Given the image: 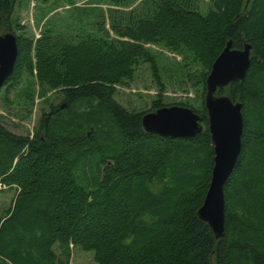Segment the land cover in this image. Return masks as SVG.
Returning <instances> with one entry per match:
<instances>
[{
	"label": "trees",
	"instance_id": "trees-1",
	"mask_svg": "<svg viewBox=\"0 0 264 264\" xmlns=\"http://www.w3.org/2000/svg\"><path fill=\"white\" fill-rule=\"evenodd\" d=\"M19 1L0 0V34H13L17 45L1 89L8 98L26 76L25 114L33 103L29 78L61 101L42 110L30 137L0 124V184L16 190L0 218V264H71L74 251L91 253L95 264H264V0H209L204 14L198 0H97L107 12L71 7L66 13L84 15L65 22L66 32L50 15L56 0H34L49 15L37 39L13 23ZM229 40L235 50L250 45L251 60L242 81L216 92L242 104L243 121L216 239L197 217L214 157L203 97ZM148 44L201 65L200 104L176 105L201 119L192 139L142 127L146 113L173 106L163 103L159 56ZM141 63L158 94L148 111L132 112L115 100L114 86Z\"/></svg>",
	"mask_w": 264,
	"mask_h": 264
},
{
	"label": "rangeland",
	"instance_id": "rangeland-1",
	"mask_svg": "<svg viewBox=\"0 0 264 264\" xmlns=\"http://www.w3.org/2000/svg\"><path fill=\"white\" fill-rule=\"evenodd\" d=\"M58 8L50 15L54 16V24L59 25L58 30L66 32L65 22H71L69 19L74 17L81 18L77 13H66L71 7L89 8L92 6L98 13L100 10L107 12L109 6L104 2L97 0H56ZM91 3V4H89ZM196 8L204 14L212 6L209 0L194 1ZM70 6V7H69ZM48 7L36 3L34 0H20L13 14V23L20 24L26 36L37 39L40 37L42 25L49 17L46 16ZM66 13V14H65ZM77 15V16H74ZM94 16V13L92 14ZM64 17V18H62ZM84 22V20H83ZM105 27L107 19L105 18ZM20 28V29H21ZM38 35V37H36ZM145 47L156 53L158 58V70L161 80L165 83L162 90V100L164 104H185L190 103L197 107L201 102L200 87L195 83L202 73L201 65L194 61L190 54H178L164 49L160 45L148 44ZM180 71L182 73H180ZM33 76L35 71L33 70ZM26 76L22 84L10 92L7 98L4 90H0V124L11 133L17 135L31 136L33 129L37 126L39 116L42 110H47L50 104H58L61 99L55 90L40 89L36 80L29 78L33 82V103L30 107V113L25 114L23 105V92L26 87ZM188 79V80H187ZM28 80V79H27ZM116 90L115 100L126 110L132 112L148 111L151 102L156 99L158 88L153 81L150 68L147 64H139L130 80L114 86ZM30 89V87H26ZM204 101V97H203ZM16 190L14 187L8 188L0 184V218L11 207L12 200ZM71 264H95L92 260V254L86 252H73Z\"/></svg>",
	"mask_w": 264,
	"mask_h": 264
},
{
	"label": "water",
	"instance_id": "water-1",
	"mask_svg": "<svg viewBox=\"0 0 264 264\" xmlns=\"http://www.w3.org/2000/svg\"><path fill=\"white\" fill-rule=\"evenodd\" d=\"M250 52L251 46L248 44L241 50H235L232 49V41H227L205 80L204 106L214 157L209 187L197 210V217L207 224L216 239L221 238L224 232L223 186L239 155L243 126L242 104L216 92L246 77ZM16 56L15 36L11 33L0 34V90L12 74ZM141 123L145 132L170 139H192L203 130L196 113L190 108L176 105L146 113Z\"/></svg>",
	"mask_w": 264,
	"mask_h": 264
},
{
	"label": "built area",
	"instance_id": "built-area-1",
	"mask_svg": "<svg viewBox=\"0 0 264 264\" xmlns=\"http://www.w3.org/2000/svg\"><path fill=\"white\" fill-rule=\"evenodd\" d=\"M36 37H38V35Z\"/></svg>",
	"mask_w": 264,
	"mask_h": 264
}]
</instances>
